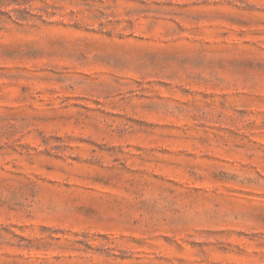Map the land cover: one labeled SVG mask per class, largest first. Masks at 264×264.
Instances as JSON below:
<instances>
[{"label":"rangeland","instance_id":"1","mask_svg":"<svg viewBox=\"0 0 264 264\" xmlns=\"http://www.w3.org/2000/svg\"><path fill=\"white\" fill-rule=\"evenodd\" d=\"M0 264H264V0H0Z\"/></svg>","mask_w":264,"mask_h":264}]
</instances>
